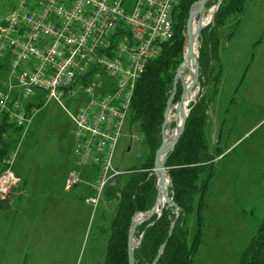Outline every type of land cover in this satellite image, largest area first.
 <instances>
[{
  "label": "rangeland",
  "instance_id": "obj_1",
  "mask_svg": "<svg viewBox=\"0 0 264 264\" xmlns=\"http://www.w3.org/2000/svg\"><path fill=\"white\" fill-rule=\"evenodd\" d=\"M19 3L0 0V22ZM216 10V6L205 9L199 17L204 29L214 24ZM216 37L214 71L202 93L212 107L206 125L208 143L220 137V146L227 151L212 183L213 192L221 183L224 194L223 201L214 193L208 195L203 210L205 238L195 261L239 264L264 218V0H246L244 12L230 17ZM199 48L200 43L198 64ZM198 89L193 103L201 92L200 82ZM62 104L51 100L37 108L30 127L7 138L9 153L17 151L13 170L27 183L20 201L14 206L21 185L9 195L8 207L0 210V264L105 263L110 231L104 230L109 229L118 202L103 199L93 214L85 203L90 188L81 183L66 190L65 177L75 167L69 113L76 111L77 98L64 97ZM173 123L166 124V132L174 130ZM149 154L140 122L130 112L113 157V167L121 174L120 189ZM84 170L83 180L94 181L97 167ZM186 230L191 242L197 230L196 207Z\"/></svg>",
  "mask_w": 264,
  "mask_h": 264
},
{
  "label": "built area",
  "instance_id": "obj_2",
  "mask_svg": "<svg viewBox=\"0 0 264 264\" xmlns=\"http://www.w3.org/2000/svg\"><path fill=\"white\" fill-rule=\"evenodd\" d=\"M182 0H20L0 22V126L24 133L38 105L76 97L72 191L83 170L97 167L85 203L95 214L121 175L113 157L137 83L147 64L174 41V12ZM31 106V107H30ZM22 133V134H23ZM17 151L0 168V199L21 184Z\"/></svg>",
  "mask_w": 264,
  "mask_h": 264
},
{
  "label": "trees",
  "instance_id": "obj_3",
  "mask_svg": "<svg viewBox=\"0 0 264 264\" xmlns=\"http://www.w3.org/2000/svg\"><path fill=\"white\" fill-rule=\"evenodd\" d=\"M199 0H182L174 12V41L166 44L162 54L150 61L139 79L131 112L140 122L143 139L149 149V157L140 168L131 170L130 178L123 188L116 183L107 188L106 199L118 202L110 227V238L104 264H130L129 233L132 219L137 213L152 210L158 197V180L154 175L156 152L162 145V126L165 111L173 92L176 73L186 49L187 22L192 6ZM209 0L205 6L209 10L218 4ZM246 0H223L215 16L214 24L203 29L199 37V68L201 92L196 103L189 105V115L184 132L174 150L167 156L165 170L169 176L168 196L174 207L165 208L162 215H154L149 221L137 226L135 238L142 237L134 252L135 264H197L196 254L205 238L203 210L211 190L212 180L217 173L216 158L221 152H211L206 137L209 101L202 93L211 80L214 68L212 60L218 50L217 31L228 19L244 12ZM0 63V70L4 68ZM183 93L182 83L173 101L180 102ZM43 105H38L41 108ZM31 107V106H30ZM176 123L172 124V128ZM20 128L3 120L0 126V168L5 166L9 156L10 134L21 133ZM8 199H0V210L8 207ZM197 208V230L188 241L186 222ZM239 264H264V218L252 237L248 247L242 252Z\"/></svg>",
  "mask_w": 264,
  "mask_h": 264
},
{
  "label": "bare ground",
  "instance_id": "obj_4",
  "mask_svg": "<svg viewBox=\"0 0 264 264\" xmlns=\"http://www.w3.org/2000/svg\"><path fill=\"white\" fill-rule=\"evenodd\" d=\"M213 11L211 12V14ZM212 15H210L211 17ZM197 18L194 17L192 24V32L194 35V46L192 49L186 45L185 59L179 71V79L183 83V93L185 98L176 105H170L167 115V123L174 121L177 127L181 126L184 115L187 113L189 105L197 96V91L192 87L195 76V61H198V47L197 32L203 23H198ZM177 137V130L167 131L165 134V147L158 156V170H161V166L164 163L168 150L172 147L174 140ZM158 188L159 195L157 200V212L161 213L168 205V189H169V178L164 172L163 175L158 173ZM142 219V215H138L135 221L138 223ZM136 242H132V246H135Z\"/></svg>",
  "mask_w": 264,
  "mask_h": 264
},
{
  "label": "water",
  "instance_id": "obj_5",
  "mask_svg": "<svg viewBox=\"0 0 264 264\" xmlns=\"http://www.w3.org/2000/svg\"><path fill=\"white\" fill-rule=\"evenodd\" d=\"M208 1L209 0H199L191 8V11H190V14H189V19H188V22H187V31H186V38H187L186 45H188L190 47V49H192L193 46H194V35H193V32H192L193 19H194V17H196L197 18L196 19L197 22H199V23L201 22V21H199V17H201L203 15L204 10H205V6H206ZM221 3H222V0H220L218 2V4L216 5V9L219 8ZM216 12H217V10H216ZM203 29H204V26H200L199 30L197 32V41H198V43H199L200 33H201V31ZM184 59H185V55H184V58H183V62H184ZM182 64L180 65V67L177 70L175 81H174V86H173V92L171 94V97L169 99V102H168V105H167V108H166V111H165L164 124L162 126V145L159 148V150L156 152V159H155V166H154V175L157 177V180H158V173H160L161 175H163L164 172L166 173V171H165V163H166V160H167V156H168V154L170 152H172L174 150L176 144L178 143L179 139L181 138V136H182V134L184 132V129H185V125H186V121H187L189 112H190V109L188 108L187 113L183 117L181 126L177 127V125H176V127L174 128V130H177V137L174 140V142L172 144V147L168 150L166 159H165L164 163L161 166V170H158L159 169L158 168V156H159L160 152L165 147V134H166V129L165 128H166V124H167L168 110H169L170 105H171V103H172V101H173V99H174V97H175V95H176V93L178 91V88H177L178 82L180 81L182 83V81L179 79V71H180V68H181ZM195 67H196L195 68V76H194L192 87L196 89L197 94H198V90H199L198 89V84L200 82L199 81L200 70H199L198 61H195ZM182 87H183V83H182ZM184 98H185V94L182 93L180 101H182ZM194 103H196V101ZM157 186H158V184H157ZM158 195H159V188H158ZM157 200H158V197L156 199L155 205L152 208V210H150L149 212H145V213H137V214L134 215V217L132 219L131 229H130V233H129V261H130V264H135L134 252H135L136 248L140 245V243L142 241V237H141L139 239L138 243L135 246H132V242H134L135 232H136L137 226L142 224V223H144V222L149 221L154 215H158L160 217L162 215V213H163V211L161 213L157 212V208H156ZM170 207H174L176 210H178L176 204L173 202V199L168 196V205H167L166 208L168 209ZM138 215H142V219L137 223L135 221V219H136V217ZM155 264H157V263H155Z\"/></svg>",
  "mask_w": 264,
  "mask_h": 264
},
{
  "label": "crops",
  "instance_id": "obj_6",
  "mask_svg": "<svg viewBox=\"0 0 264 264\" xmlns=\"http://www.w3.org/2000/svg\"><path fill=\"white\" fill-rule=\"evenodd\" d=\"M211 110H212V107H211V104H210V107H209V112H208V119L211 117ZM208 122V121H207ZM218 124V123H217ZM207 125V124H206ZM214 139L216 138V129H215V131H214ZM207 137V136H206ZM207 141H208V138H207ZM209 144V143H208ZM221 145V139H220V137H219V140L218 141H215V140H213V142L211 143V145H209V148H210V151L211 152H215V151H220L221 152V155L220 156H218L217 158H216V160H215V162H216V164H219L218 163V161L219 160H222L224 157H225V153L227 152H225V151H223V149H222V147L220 146ZM213 147V148H212ZM218 148V149H217ZM217 149V150H216ZM84 172H85V170L83 171V174H84ZM17 174V173H16ZM86 174V173H85ZM18 175V174H17ZM20 178H21V180H22V182H21V190H20V192H18L17 193V195H16V198L14 199V206H15V204L18 202V201H20V197H22L23 195H24V193H25V191H24V189H25V187H26V180L22 177V176H20V175H18ZM67 176V175H66ZM216 176V175H215ZM92 177H93V175H92ZM92 177H91V180H92ZM66 178V177H65ZM87 181H88V184H87ZM87 181L86 180H83V182L82 183H84L85 185H86V187H88V189H89V184L91 183H89V180L87 179ZM212 183H213V180H212ZM78 187V186H77ZM212 184H211V190H210V193L209 194H215V197H220V199L222 200V198H221V196H223V194H224V188L222 189V184L220 183V184H218L217 185V187H216V191L215 192H213V189H212ZM15 190V189H14ZM207 199H208V197H207ZM223 201V200H222ZM245 212V211H244Z\"/></svg>",
  "mask_w": 264,
  "mask_h": 264
}]
</instances>
